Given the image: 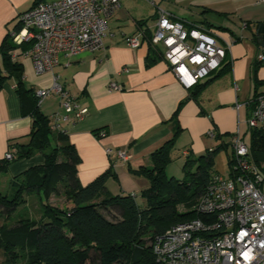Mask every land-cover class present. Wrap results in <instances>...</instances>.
<instances>
[{
	"label": "crops",
	"instance_id": "1",
	"mask_svg": "<svg viewBox=\"0 0 264 264\" xmlns=\"http://www.w3.org/2000/svg\"><path fill=\"white\" fill-rule=\"evenodd\" d=\"M55 0H0V48L21 30L19 18L42 2ZM121 7L108 18L104 49L72 58L61 56L53 73L36 74L30 58L17 56L27 89H47L54 77L77 99L88 114L76 121L61 122V130L75 146L81 163L78 177L86 186L108 170L113 176L107 188L114 196L140 195L149 182L137 175L152 165V154L175 138L173 151L184 160H194L214 147H224L239 130L250 135L247 120L254 100L264 95V64L258 56L264 48L253 40L256 25L264 23V2L257 0H120ZM161 12L173 20L209 27L218 43L232 47L221 69L200 81L205 85L198 97L186 89L170 70L163 51L151 45ZM244 24H248L244 28ZM139 36L141 46L132 49L126 37ZM151 48L157 50L153 59ZM23 51L19 48L16 54ZM151 58V59H150ZM228 65L227 69L225 68ZM0 66L2 59L0 57ZM111 83L123 87L110 91ZM15 79L0 91V161L11 144H28L33 119L23 115ZM194 89V88H193ZM41 112L48 117L65 114L58 96L47 99ZM177 114V115H176ZM247 125V127L245 126ZM107 137L98 138V132ZM214 131L211 139L207 133ZM61 132V131H59ZM246 142V141H245ZM107 150H111L108 154ZM126 151L128 162L117 153ZM198 156V157H199ZM44 163L41 154L10 166V180ZM143 202V200H142Z\"/></svg>",
	"mask_w": 264,
	"mask_h": 264
},
{
	"label": "trees",
	"instance_id": "2",
	"mask_svg": "<svg viewBox=\"0 0 264 264\" xmlns=\"http://www.w3.org/2000/svg\"><path fill=\"white\" fill-rule=\"evenodd\" d=\"M253 40L264 48V23L256 25ZM30 47V43L18 46L9 36L0 48V91L8 79H15L23 115L33 119L29 143L10 145L9 153L14 158L0 161V175L6 174L13 163L37 154L43 156L44 163L11 181L15 188L12 196L0 193V212L9 215L16 211L24 193L38 194L44 212L38 221L1 229L0 264H158L151 241L179 223L203 218L195 210L196 200L216 173V154L228 146H218L194 160L187 159L183 179L168 177L165 171L181 131L178 125L175 138L152 154V165L136 172L149 182L148 189L140 195L142 204L136 196L110 193L107 182L113 176L111 170L83 186L78 177L81 159L75 146L41 112L36 91L24 85L22 64L14 52ZM151 56L156 59L157 50L151 48ZM204 87L192 88L191 95L198 97ZM250 135L249 158L264 178V130H250ZM233 164L231 157L230 169ZM21 179L22 183L17 182ZM61 188L68 201L62 209L50 204ZM181 205L184 212L179 211Z\"/></svg>",
	"mask_w": 264,
	"mask_h": 264
},
{
	"label": "built area",
	"instance_id": "3",
	"mask_svg": "<svg viewBox=\"0 0 264 264\" xmlns=\"http://www.w3.org/2000/svg\"><path fill=\"white\" fill-rule=\"evenodd\" d=\"M120 7V0L39 3L19 18L21 30L12 34L14 43H30L31 47L19 54L16 50L14 57L30 58L36 74L44 75L54 72L61 56L96 53L104 49L108 18ZM125 42L132 49L142 44L139 36L126 37ZM151 45L163 51L170 70L189 90L218 72L232 47L231 43L220 45L208 28L173 20L164 12L157 21ZM258 60L264 64V55L260 54ZM122 90V86L111 83L110 91ZM53 96L60 97L65 112L50 118L56 131L62 132L61 122L69 121L70 115L81 121L88 114L62 87L58 76L50 88L36 90L39 106ZM253 104L247 120L249 130H264V95ZM207 135L216 137L214 131ZM97 136L103 139L107 131L101 130ZM231 148L234 164L230 174L215 173L195 206L203 218L179 223L151 241L158 264H264V178L250 161V146L239 130L232 138ZM117 157L124 162L130 159L126 151H119ZM13 158L10 153L6 155L8 160Z\"/></svg>",
	"mask_w": 264,
	"mask_h": 264
},
{
	"label": "rangeland",
	"instance_id": "4",
	"mask_svg": "<svg viewBox=\"0 0 264 264\" xmlns=\"http://www.w3.org/2000/svg\"><path fill=\"white\" fill-rule=\"evenodd\" d=\"M247 127V125H245ZM248 128V127H247ZM246 143L250 146L251 145V135L246 134ZM226 145H228V148L221 149L216 154L215 160H214V168L213 170L216 171L217 174H222L224 176H228L230 174V166H229V159L232 157V148L230 142H226ZM214 148H217L214 147ZM199 156V155H198ZM197 156V157H198ZM186 163V160H184L182 157L178 156L177 152H174V154L171 156V161L167 164L166 167V174L168 177H174L178 180H181L184 178V165ZM17 182H23V180H17ZM14 186L11 184V180L9 177V174H3L0 175V193L12 196L14 191ZM262 190L264 192V183ZM200 198V197H199ZM199 198L196 200V204L199 201ZM22 204L21 206L14 211L13 213L9 214L5 213V211L0 212V231L3 227H6L7 229H13L17 225H19L21 222H31V221H38L43 217L44 208L41 204V198L38 194L32 193V194H22ZM139 204H142V200L138 201ZM50 204L54 207L58 208H66L68 201L66 199V196L64 195V190L61 188L58 194L53 196L51 198ZM195 204V206H196ZM194 206V207H195ZM193 207V209H194ZM193 209L191 211H193ZM179 211L184 212L185 208L181 205L179 206Z\"/></svg>",
	"mask_w": 264,
	"mask_h": 264
}]
</instances>
